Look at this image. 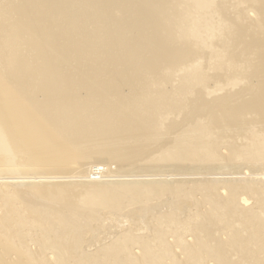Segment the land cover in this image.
<instances>
[{"label": "bare ground", "instance_id": "obj_1", "mask_svg": "<svg viewBox=\"0 0 264 264\" xmlns=\"http://www.w3.org/2000/svg\"><path fill=\"white\" fill-rule=\"evenodd\" d=\"M110 1L113 10L125 7L126 0ZM144 1L164 8L165 27L152 32L148 37L150 43H146L144 37L139 43L140 49H160L164 53L168 45L167 29L172 22L178 28L186 29L185 34L190 43L201 39L197 26L191 20L193 10L190 9L199 7L198 0H136L133 5V8L136 7L135 15L142 8L136 4ZM228 1L221 2V10L225 9ZM247 1L249 9L244 6L241 8L247 19L250 9H254L257 16L264 17V0ZM49 3L53 6L54 0H49ZM110 12L111 10L107 14V23L119 21ZM129 16L132 18L124 22L129 28L142 23L144 34L148 28H154L144 17ZM253 23L254 21L250 22ZM250 31L251 29H247L245 33ZM92 38L101 41L99 35H92ZM136 39L138 36L128 38L127 43H133ZM245 43L252 42L247 39ZM136 45L138 44L129 46L126 43H109L110 49L116 53L115 57H123L125 54H119L122 49ZM259 48L264 55V42ZM51 52L47 49L48 55L44 59L47 64L51 63ZM129 58L130 55L123 59L111 58V61L118 64L128 62ZM198 58L200 55H195L189 61ZM160 59L164 60L163 54ZM201 68L196 65L192 67L195 70ZM134 69L131 78L136 80L140 77V70L138 66H134ZM4 79L0 72V81L4 82ZM70 80L78 85L75 78ZM80 90L81 88H75L69 92L74 98L70 101L71 105H65L55 104L52 99L47 100V104L37 101L34 95L18 84L6 86L3 91L0 89V171L23 168V172L18 175H0V264H264V172L259 173L260 180L256 178L257 180L244 182L235 178L231 180V177L222 179L221 175V178L208 177L205 181L185 180L187 178L184 176V179L180 177L181 180L160 179L162 176L167 178L183 174L114 175L108 174V168L97 160L86 165V174L76 176L91 182L100 181L104 176H118V186L97 184L89 194L79 198L64 189L43 190L37 187L43 182L61 181L66 176H53V171L52 176L47 175L48 173L38 175L42 172L38 170L39 173L36 174L31 170L37 171L36 167L41 166L54 170L77 161L87 163L90 160L87 153L89 149L101 143L91 138L94 132L109 128V121L120 117L122 111L129 108L135 111L132 116L122 117L120 120L119 126L124 134L144 132L141 130L143 122L161 116L158 109L162 105L152 103L144 95H134L131 100H122L94 93L85 102H80L76 99ZM259 91V96L252 98L240 109L227 105L229 121L224 122L217 117L214 125L199 123L192 131L194 134L178 138L173 148L164 150L167 151L170 163L181 168H205L206 171V166H213L222 159L228 160L226 150H223L224 132L228 130L239 132V138L245 139L242 151L231 149L232 164L249 160L255 161V164L258 161L264 162V133L256 135L251 127L246 133H241L243 127L249 124H246L247 121L241 122L242 111L248 103L260 102L259 99L264 96V86ZM61 95L62 93H57L54 97L59 99ZM97 97L101 99L94 102ZM260 103L264 105L263 102ZM66 107L70 108L64 109ZM65 111L73 113L66 114ZM263 113L264 110L260 113L261 117H264ZM158 125L162 126L163 122ZM239 126L242 128L239 129ZM202 161H205L206 166ZM21 184L29 186L28 192H9L10 187L15 188ZM168 191L179 198L174 205L171 204V207H175L174 210L161 212L165 205L163 198ZM194 194H200L201 198L197 201ZM1 200L5 202L1 203ZM122 210H129V214L136 218L137 215L141 218L145 212L152 219L144 224L146 230H141L139 224L135 223L138 219L135 222L124 219L122 222H128L131 226L125 231L118 230L122 227L119 222H115L113 226L114 221L109 222L104 217L97 219L103 213L116 212L119 215L117 211ZM155 210H159V213ZM75 219L85 221L86 226H97L99 229L107 221L110 223L109 227L112 223L118 231L115 229L116 232L112 230L114 232L110 233L102 230L106 235L102 236L100 231L99 235L86 237L87 235L79 233L81 225L76 227ZM71 221L75 227L69 224ZM134 223L136 227H133ZM82 235L85 238H81Z\"/></svg>", "mask_w": 264, "mask_h": 264}, {"label": "rangeland", "instance_id": "obj_2", "mask_svg": "<svg viewBox=\"0 0 264 264\" xmlns=\"http://www.w3.org/2000/svg\"><path fill=\"white\" fill-rule=\"evenodd\" d=\"M198 1L199 7L190 9L193 10L191 20L197 26L201 39L195 41L196 43H190L185 34L186 29L178 28L172 22L167 29L168 45L162 53L160 49L139 48V43L144 37H146L145 42L150 43L148 37L152 32L163 30L165 27L164 8L158 7L156 3L153 5L148 1L137 3L136 5L142 8L135 15L136 7L133 8V5L136 0H126L125 7L118 10L111 9L110 0H54L53 6L50 5L49 0H0V72L5 78L4 82L0 81L2 91L6 86L18 84L34 95L37 101H44L47 104L46 101L52 99L55 104L71 105L70 101L74 96L69 92L81 88L76 95V99L80 102H85L95 93L122 100H131L134 95H144L152 103L162 105L158 109L161 113L159 118L142 123L141 130L144 132L124 134L119 126L122 117L135 114L132 108L122 111L120 117L110 120L109 128L94 132L91 138L101 143L89 149L87 153L90 155V160L85 164L77 161L60 166L61 169L57 168L58 170H47V166L36 167L37 171L31 170L36 174L42 172L38 175L48 173L47 175L50 176H66L61 181L43 182L37 187L43 190L64 189L79 198L89 194L97 184L107 183L118 186L120 184L118 176L116 178L104 176L102 177L104 181L100 178V181L96 182L87 181L84 177L83 181L82 177L76 176L86 174V165L97 160L108 168V174L114 175L181 173L183 175L167 178L162 176L160 179L187 178L185 180L192 181L231 177V180L235 178L244 182L260 178L259 173L264 172V162L258 161L257 165L255 161L249 160L252 165H249L251 164L249 161H243L245 163L242 162L241 165L234 162L232 164L230 161L233 156L231 149L242 151L245 144V139L241 140L239 132L234 130L224 132L223 150H226L225 156L228 160L222 159L213 166H206L205 161H202L206 171L205 168L192 166L177 167L170 163L166 156L167 151H164L168 147L173 148L178 138L194 134L192 131L199 123L214 125L213 122L217 117L224 122L229 121L227 105L240 109L252 98L259 96V90L264 86V55L259 48L264 42V17L257 16V12L250 9L247 12L249 17L247 19L241 12L243 6L249 9L247 0H229L224 10L220 8L224 0ZM109 10H111L110 14L118 17L119 21L107 23ZM129 15L135 18L144 17L154 28H148L144 34L142 23L134 28L127 27L124 22L132 18ZM251 21L254 23L250 24ZM247 29H251L250 33H245ZM189 32L191 33V30ZM92 35H99L101 41L94 40ZM136 36L138 39L133 43H127L128 38ZM247 39L252 43H245ZM109 43L138 45L122 49L119 54L125 55L115 57L116 53L110 49ZM47 49L52 51L50 64L44 61L48 55ZM162 54L164 60L160 59ZM128 55H130L128 62L114 64L111 61V58L123 59ZM195 55H200V58L189 61ZM193 65L202 68L195 70L192 69ZM134 66H138L140 70V77L136 80L131 78L135 72ZM70 78H75L78 85H74ZM57 93H62L59 99L54 97ZM100 99L101 97H97L94 102ZM259 101L264 103V96ZM260 102L245 105L241 122L247 121L246 124H249L243 127L241 133H246L250 127L256 135L264 133V117L260 116L264 105ZM65 113L73 112L65 111ZM159 122H163V125L159 126ZM240 128L242 126H239ZM218 164L219 166H216ZM51 171H53L52 175ZM22 172L21 167L15 170L7 168L1 170L0 175L11 176ZM10 188L9 192L26 193L29 186L21 184ZM177 198L179 196L168 191L163 198L165 205L161 212L174 210L175 207H171V204L174 205ZM195 198L198 201L201 195L194 194ZM4 202L1 200V203ZM166 206L171 209L168 207L165 209ZM155 211L159 213V210ZM129 212V210L117 211L119 215L115 212L109 213L110 216L108 213H103L106 215L97 219L101 220L104 217L109 222L114 221L113 226L115 222H119L122 227L118 230L121 231L131 227L128 224L131 219L134 222L138 219L135 223L139 224L141 230H146L144 224L152 217L144 212L141 218L138 215L136 218ZM111 217L115 218L109 220ZM124 219L129 221L124 223L122 222ZM73 221L69 224H75ZM76 221V227L81 225L79 233L87 235L86 237L92 234L99 235L103 233L102 230L110 233L112 230L115 232L117 230L112 223L109 227L110 223L108 224L107 221L102 225V229L97 226H86L85 221L80 222V219ZM135 223L132 224L133 227L137 226ZM85 236L82 235L81 238Z\"/></svg>", "mask_w": 264, "mask_h": 264}]
</instances>
